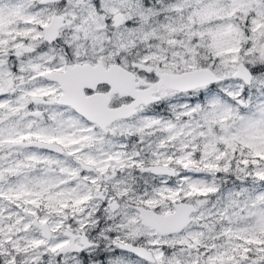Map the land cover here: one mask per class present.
Masks as SVG:
<instances>
[{"label": "snow or ice", "instance_id": "obj_1", "mask_svg": "<svg viewBox=\"0 0 264 264\" xmlns=\"http://www.w3.org/2000/svg\"><path fill=\"white\" fill-rule=\"evenodd\" d=\"M0 264H264V0H0Z\"/></svg>", "mask_w": 264, "mask_h": 264}]
</instances>
